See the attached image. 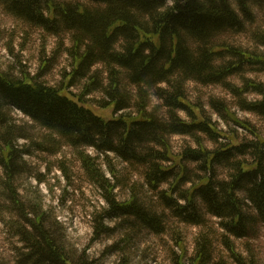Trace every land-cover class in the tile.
<instances>
[{
    "label": "trees",
    "instance_id": "1",
    "mask_svg": "<svg viewBox=\"0 0 264 264\" xmlns=\"http://www.w3.org/2000/svg\"><path fill=\"white\" fill-rule=\"evenodd\" d=\"M0 0V6L12 17L53 35L68 34L72 44L74 72L67 86L55 88L27 77L17 78L0 71V166L6 170L3 186L13 210L32 232L22 236L35 264H67L66 253L57 237L46 228L43 215L33 209L29 219L25 206L13 188L19 154L15 143L22 138L12 111L17 110L45 130L58 135L68 145L92 148L99 154H114L123 162L144 168V178L159 194L164 208L182 223L204 226L207 215L219 219L224 231L222 242L234 263L247 264L237 253L231 238L251 236L258 223H264V138L244 122L235 121L254 136L241 143L215 129L202 116L199 106L190 105L187 84L220 85L240 99L242 110L264 117V84L244 79L243 88L231 85L232 76L246 67L260 66L264 55L223 44L218 38L229 32L242 34L253 27L255 9L264 0ZM237 5V8L234 7ZM264 47V32L254 34ZM103 66L107 79L101 81L94 68ZM90 76L84 94L102 90L107 102L118 114L129 109L127 84L136 88L133 107L137 115L121 113L106 120L84 101L85 95L68 91L76 77ZM245 93L262 96L247 102ZM156 97L166 109L163 116L149 111ZM220 113L225 106L213 103ZM198 109L201 117L195 113ZM185 112L191 121L179 113ZM199 134L213 140L225 138L230 144L215 150L204 147ZM187 136L197 148H186L179 156L172 153L170 138ZM238 143V144H237ZM249 159H248V158ZM83 161L97 184H108L90 158ZM186 162L197 164V174ZM229 173L219 178L217 168ZM195 175L196 179L190 177ZM171 184L170 190L162 186ZM190 184L188 189H181ZM111 211L131 216L154 233L164 232L163 217L144 209L135 199L117 205L108 199ZM212 261L211 243L205 234L198 239L196 264ZM216 264H227L224 260Z\"/></svg>",
    "mask_w": 264,
    "mask_h": 264
},
{
    "label": "rangeland",
    "instance_id": "2",
    "mask_svg": "<svg viewBox=\"0 0 264 264\" xmlns=\"http://www.w3.org/2000/svg\"><path fill=\"white\" fill-rule=\"evenodd\" d=\"M165 1L168 5V0ZM81 2L89 6L88 0ZM255 14L253 27L249 25L248 31L242 34L229 32L221 35L218 45L227 44L264 55V47L254 38L257 29L264 32V5L255 9ZM71 46L68 34L53 36L12 17L0 6L1 72L60 89L67 86L69 76L74 72L75 61L69 51ZM244 70V73L229 79L233 87L243 88L244 79L264 84V71L260 66ZM93 71L99 72L102 82L107 79L103 66L98 65ZM89 82L90 76L76 77L67 89L73 95H85L87 106L106 120L121 113L137 115L133 107L135 87L127 84L131 107L115 114L113 108L102 107L107 102L102 90L84 94ZM186 97L190 105L201 108L202 116L214 124L215 129L229 138L234 136L238 143L255 138L235 121L244 122L264 138V117L242 110L239 97L223 86L189 82ZM242 99L254 102L261 100L262 96L245 93ZM150 100L149 111L163 116L166 109L162 101L156 97ZM213 103L223 104L225 113L220 114ZM195 113L201 117L198 109ZM179 115L191 121L185 112ZM12 117L23 135L15 143L19 158L13 188L29 219L33 218V209L43 215L46 228L58 238L66 253L67 264H196L198 239L202 234L211 243L212 261L207 264L222 260L236 264L223 245L225 233L220 228L219 219L207 215L206 224L200 227L177 220L164 208L158 192L147 184L143 167L123 162L114 154H99L92 148L76 149L17 110L12 111ZM199 136L204 147L210 150L230 144V140L225 138L213 140L204 134ZM170 145L175 156L188 147L197 148L195 140L187 136H172ZM83 156L90 158L100 175L109 181L108 184L102 187L92 179ZM186 164L194 173L199 172L195 169L197 164ZM228 173L226 168L218 167L216 175L222 179ZM190 177L196 179L193 174ZM6 180V170L0 166V264H35L28 257L30 250L22 236L23 232L32 230L13 210L9 192L3 186ZM189 187L190 184H183L181 189ZM162 189L170 190L171 184L163 185ZM108 199H113L117 205L135 199L144 209L163 217L164 232L154 233L131 216L112 213ZM231 240L247 264H264V223H258L251 236L243 239L232 237Z\"/></svg>",
    "mask_w": 264,
    "mask_h": 264
},
{
    "label": "clouds",
    "instance_id": "3",
    "mask_svg": "<svg viewBox=\"0 0 264 264\" xmlns=\"http://www.w3.org/2000/svg\"><path fill=\"white\" fill-rule=\"evenodd\" d=\"M173 3V0H168V6H171Z\"/></svg>",
    "mask_w": 264,
    "mask_h": 264
}]
</instances>
